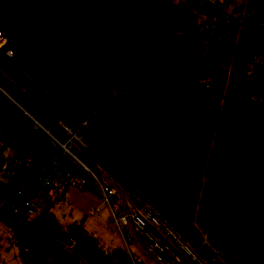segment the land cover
I'll return each mask as SVG.
<instances>
[{
  "label": "trees",
  "instance_id": "trees-1",
  "mask_svg": "<svg viewBox=\"0 0 264 264\" xmlns=\"http://www.w3.org/2000/svg\"><path fill=\"white\" fill-rule=\"evenodd\" d=\"M263 13L264 0H0L2 142L84 176L35 128L59 138L61 123L197 250L208 245L211 264H264ZM8 228L22 264L99 255L96 237L47 209ZM107 260L146 264L124 247Z\"/></svg>",
  "mask_w": 264,
  "mask_h": 264
},
{
  "label": "built area",
  "instance_id": "built-area-1",
  "mask_svg": "<svg viewBox=\"0 0 264 264\" xmlns=\"http://www.w3.org/2000/svg\"><path fill=\"white\" fill-rule=\"evenodd\" d=\"M209 1L219 9H223L228 3V0ZM260 22L264 24V13L260 17ZM202 25L207 31H212L213 29V22L209 18H203ZM2 47H6L4 53L11 56V50L7 44L5 34L0 28L1 50H3ZM35 128L57 148L61 155L74 168L84 170L86 174H89L97 181L100 191L106 200L117 193L118 188L115 184L111 183L103 175H96L79 158V155L82 154L79 149L82 146L86 148V146L77 132L61 123H54V128L59 134L58 138L50 133L48 129L37 123H35ZM85 175L82 176L69 168L67 163L56 153L49 155L44 161H39L31 155L27 159H23L19 154L13 152L8 145L2 142V135L0 133V176L7 179L8 183L14 186L13 193L3 197V200H12L13 202L7 213L4 214L3 220H0V264H10L8 255L12 249V245L16 242V238L8 228V224L29 218L39 209L58 206L63 201V188L81 191L85 184ZM129 217L132 220L134 232L145 234L144 230L147 225V220L139 213H131ZM128 218L126 216L113 215L115 230H119L120 232V225H125ZM122 238L123 247L130 257L134 258L130 251V236L125 234ZM151 247L156 253V263L158 264H181L182 261H185L178 257H165L161 244L155 241H151ZM192 247L194 246L192 245ZM197 252L206 264H211L209 259L212 257L213 252L209 249L208 245L202 251L197 250ZM186 263L188 262L186 261Z\"/></svg>",
  "mask_w": 264,
  "mask_h": 264
},
{
  "label": "crops",
  "instance_id": "crops-1",
  "mask_svg": "<svg viewBox=\"0 0 264 264\" xmlns=\"http://www.w3.org/2000/svg\"><path fill=\"white\" fill-rule=\"evenodd\" d=\"M95 164L99 168L100 175L105 176L111 183L117 186V193L106 200L101 192L93 191L89 187L84 189L83 187L81 191H73V200L71 198V201L80 212V209L85 207L93 209L91 216L87 213L86 217H81L80 221L84 223H87L89 220L91 221L89 222L90 228L88 227L87 232L99 241V254L102 251L104 252L103 260L108 258L113 248L123 247L122 237L128 234L131 239L130 251L133 257L137 260L144 261L146 264H158L156 263V253L151 247V241L161 244L165 257H178L182 259L183 256L188 259V263H186V260L183 258L182 260L185 261H182L181 264H193V259L196 264H206L199 256L197 250L192 247L145 197L120 182L109 171L98 165L97 162ZM65 190L66 188L64 187L62 202L66 200ZM87 204L88 206H86ZM73 212L71 211V214ZM131 213H139L147 220V225L144 230L145 234L134 232L132 220L129 217ZM113 215L129 217L125 225H120L121 234L119 230H115ZM69 222L77 223L75 221ZM81 226L83 227V225ZM90 262L88 260L89 264H99L96 261Z\"/></svg>",
  "mask_w": 264,
  "mask_h": 264
},
{
  "label": "rangeland",
  "instance_id": "rangeland-1",
  "mask_svg": "<svg viewBox=\"0 0 264 264\" xmlns=\"http://www.w3.org/2000/svg\"><path fill=\"white\" fill-rule=\"evenodd\" d=\"M230 9H232V6H230ZM2 49H3V51H5L6 47L5 48L2 47ZM79 151H80V153H82L85 156H87L93 162H96L94 160V158L91 156V154L87 151V149L84 148L83 146L81 147V149H79ZM87 187H89L93 191L101 192L97 181L92 176H90L89 174L85 175L84 189L87 188ZM0 189H1L0 190V199H2L5 195H10V194L13 193L14 186H13V184L8 183L7 179H5L2 176H0ZM64 194H66V200L64 202H62L60 204V206L48 207L47 211L50 212L51 214H53L60 221H63V222L75 221V222L83 225V228L87 231V229L90 228L89 222H91V221L89 220L87 223H84L83 221H80V220H81V217H83V216L86 217L87 213L91 216L93 214V209H90V208L88 209V208L85 207V208H81L80 209L81 212L78 211L77 210L78 208L75 207V204L71 201V198L73 200V197H72V195L74 194L73 190L66 189L64 191ZM86 206H88V204ZM71 211H74V212L71 214ZM60 241L65 246L73 247V243L74 242L70 238H68L66 236H61L60 237ZM103 255H104V252L102 251L99 254L98 257L91 258V259H88V260L91 261V262L96 261L99 264H108L107 263L108 262L107 259L103 260L104 259ZM17 256H18V249H17L16 244L14 243L12 245V249H11L9 255H8V260H9L10 264H22L21 262L19 263ZM183 258L184 257L182 256V259ZM184 259L186 261L188 260L186 258H184ZM201 259L204 260L202 257H201ZM192 261L194 262L193 264H196L194 259Z\"/></svg>",
  "mask_w": 264,
  "mask_h": 264
},
{
  "label": "water",
  "instance_id": "water-1",
  "mask_svg": "<svg viewBox=\"0 0 264 264\" xmlns=\"http://www.w3.org/2000/svg\"><path fill=\"white\" fill-rule=\"evenodd\" d=\"M12 202H13L12 200H9V201H8L6 207L4 208V214L7 213V211H8V209H9V207L11 206Z\"/></svg>",
  "mask_w": 264,
  "mask_h": 264
},
{
  "label": "bare ground",
  "instance_id": "bare-ground-1",
  "mask_svg": "<svg viewBox=\"0 0 264 264\" xmlns=\"http://www.w3.org/2000/svg\"><path fill=\"white\" fill-rule=\"evenodd\" d=\"M161 216V215H160ZM163 220V219H162ZM168 223V222H167ZM160 227H161V225H160ZM169 231V230H168ZM174 231V230H173ZM179 237V236H178ZM176 238V237H175ZM174 239V238H173ZM177 239V238H176ZM172 242H174V241H172ZM176 242V241H175ZM181 242V241H180ZM183 243V242H182Z\"/></svg>",
  "mask_w": 264,
  "mask_h": 264
}]
</instances>
